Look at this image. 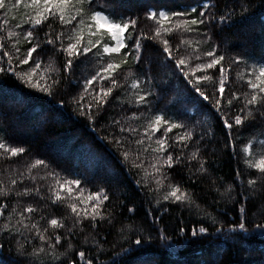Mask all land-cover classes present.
Here are the masks:
<instances>
[{
    "label": "trees",
    "instance_id": "trees-1",
    "mask_svg": "<svg viewBox=\"0 0 264 264\" xmlns=\"http://www.w3.org/2000/svg\"><path fill=\"white\" fill-rule=\"evenodd\" d=\"M204 2L217 3V0ZM240 2L241 0H219L216 8L212 9L217 16L232 8H235V13L232 21L226 25L201 27V33L206 32L211 36L207 43L198 45L197 41L204 37L186 33L182 28L164 38L168 39L173 47L180 44L181 40L190 41V45L181 44L186 53L199 46L197 54L202 57L201 63L208 61L209 58L203 54L213 47L217 48L218 54H225L230 58L242 55L249 63L264 59V0H244L243 10L239 7ZM189 3L194 4L195 0H94L92 7L94 10L112 13L116 19H138L137 31L151 36L157 24L146 18V8L152 6L164 8L169 12L183 11ZM26 11L21 7L8 13V27L22 23L26 19ZM4 18L5 12L0 10V22ZM165 26L169 25L166 23ZM26 30L25 24L24 29L18 31ZM44 31H47V28L41 31V36ZM3 35H6V31L0 30V36ZM85 39L87 40V29ZM104 42L111 43L107 33L104 34ZM128 43L131 46V41ZM142 43L140 63L136 64L133 54L128 63L113 74L122 86L114 90L107 112L95 127L76 115L71 106L60 108L55 101L49 103L42 96L28 94V90L10 76L0 82V138H3V142L9 147L26 149L24 154L17 157L0 159V180L7 184L11 178H17L10 173L17 171L25 172L27 176V165L35 159H43L48 168L33 171V175L38 177L41 195L46 196L47 186L54 183L51 178L39 179L46 177L48 172H55L62 182L72 179L86 181L83 186L92 192L100 188L108 190L110 201L106 202L105 211L115 216V226L110 233L105 230L108 227L106 223L93 231L85 222L83 232L78 231L70 240H62L59 252H64L69 242L72 244V248L67 249L68 256L62 257L65 261L78 259L75 253L85 250L86 258H94L95 264H113V260L117 264H264V228L257 227L264 225V189L259 183L254 190L248 186L247 181L258 179L260 174L258 170L247 167V154L243 151L249 140H252V158L255 159L258 153L264 152V145L260 144V141L264 140V116L254 112L253 117L244 126H234L229 137L222 120L214 113L209 102L203 101L195 93H189L179 74L173 73L171 64L167 63L161 54L162 45L152 40H144ZM28 46L21 37L22 54L26 53ZM93 51L95 52V49ZM41 58L45 64L52 60L55 66L61 69L64 64V56L54 52L51 46L45 48ZM111 59L119 63L123 55H114ZM107 62L108 58L96 59L92 54H89L87 60L81 59L75 64L68 79L62 82L61 92L56 100L66 95L63 89H71L73 93L81 91L85 79L95 75ZM229 63L231 60L224 62L227 77L226 97L233 92L243 94L248 91L246 85L237 79V73L243 69V65L233 64L229 70ZM129 72L134 75L129 76ZM206 74L213 76V81L204 84L206 94L216 91L218 96L219 70L210 69ZM146 76L151 78V85L145 90L153 92V95L148 97L150 111L147 105L127 103L132 99L131 93L134 91L130 88L132 81L136 78L143 80ZM99 86L95 85L97 90ZM103 86L107 88L109 82L105 81ZM122 103L124 110L121 109ZM234 103L236 108L231 111L230 116H234L241 106L240 101ZM137 108V114L144 113L146 117L164 114L166 118L171 117L190 125L200 121L201 124L196 128L198 133L203 128L212 126L214 136L202 142L201 158L206 161L207 172L197 171L198 161L187 160L168 170L172 177L171 183L179 184L183 190L191 193L195 203L200 206L199 210L193 208L189 211L184 205L175 202H162L163 206L158 205L155 198L157 194H150L148 189L142 186V174L138 175V170L135 169L130 172L120 163L119 153L108 143L113 129L102 125H107L114 117L130 116ZM15 118L20 119L22 124L16 123ZM129 123L134 126L143 125L145 120ZM191 150L190 147L185 155ZM175 154L179 155V152ZM237 171L240 176H237ZM137 179H141V185H137ZM229 184L234 185L231 198L220 194ZM25 185L32 187L33 183L25 180ZM87 194L86 191L85 198ZM158 195L162 196L163 192ZM3 199L0 197V201ZM15 200L13 196L12 200L7 202L11 206ZM22 202L37 204L48 219L60 218L67 214L64 206L54 205L47 199L41 200L33 196L25 198ZM242 205H246V230L236 228L232 231L233 223L241 219L239 208ZM129 208L134 211L129 212ZM201 221L202 226L207 227L209 231L193 237L191 228L201 226ZM66 223L71 226V221ZM181 227L186 230L180 232ZM121 228L123 232H120ZM161 230L165 238L160 237ZM51 234L50 230L49 235ZM85 236L90 237L88 244H84ZM92 236L101 242L103 252H97L91 242ZM137 238L142 239L141 245L134 244ZM0 243L4 244V247L0 248V264H28L32 259L17 252L16 242H9V237L2 233ZM40 243L39 240L32 241L27 246L28 252L32 251V246H38ZM124 249H127L126 254Z\"/></svg>",
    "mask_w": 264,
    "mask_h": 264
},
{
    "label": "snow or ice",
    "instance_id": "snow-or-ice-1",
    "mask_svg": "<svg viewBox=\"0 0 264 264\" xmlns=\"http://www.w3.org/2000/svg\"><path fill=\"white\" fill-rule=\"evenodd\" d=\"M217 3L195 0V3H189L185 10L171 12L164 8L149 6L145 9L144 15L157 24L152 35L149 36L142 31H137L138 19L131 17L116 19L110 12L94 10L92 7L94 0H0V10L5 12V18L0 22V30L6 31V35L0 36V82L10 76L26 88L28 94L42 96L49 103L55 101L60 108L71 106L76 115L95 127L107 112L114 90L122 86L113 74L122 65H126L133 54L136 64L140 63L142 41H157L162 45L161 54L165 61L171 64L173 73L179 74L189 93H195L203 101L209 102L231 137L233 127L244 126L253 117L254 112L264 116V59L249 63L242 55L230 58L225 54H218L217 48L213 47L212 50L203 54L204 57L209 58L208 61L201 63L202 57L197 54L200 50L199 46L193 48L192 52L186 53L181 48V44L190 45V41L181 40L180 44L173 47L169 40L164 38L182 28L186 33H195L197 36L204 37L197 41L198 45L207 43L211 40V36L206 32L201 33V27L226 25L227 22L232 21L235 13V8H232L217 16L212 11ZM21 7L27 10L26 19L9 28L8 13ZM239 7L243 10L244 0H241ZM166 23L169 26L166 27ZM25 24L27 30L18 31L24 29ZM44 28H47V31H44L41 36L40 33ZM85 29H87V40ZM105 33L110 37L111 43L104 42ZM21 37L29 45L24 54L21 53ZM47 46H51L54 52L64 56L62 69L56 67L52 60H49L47 64L44 63L41 57ZM125 49L128 51H123ZM89 54L96 59L108 58V62L91 78L85 79L81 91L73 93L71 89H63L66 95L57 101L56 97L61 92L62 82L68 79L75 64L81 59L87 60ZM121 54L123 59L119 63L112 61L111 58L114 55ZM227 60H231L228 64L229 70L233 64L243 65V69L237 73V79L241 80L248 90L243 94L233 92L230 96H225L227 77L224 62ZM210 69L219 70L218 96L216 91L206 94L204 89L205 83L213 81V76L206 74ZM128 75L133 76L134 73L129 72ZM105 81L109 82L107 88L103 86ZM96 84L100 85L98 90L95 87ZM150 85V77L146 76L143 80L134 79L130 84V88L134 90L131 93L132 99L127 103L137 106L147 105L150 111L148 97L152 96L153 92L145 90ZM237 101L241 102V106L234 116H230L231 111L236 108L234 102ZM121 109L124 110L123 103ZM137 111H139L138 108L132 111L130 116L114 117L107 125H102V127L113 129L110 134L111 139L107 137L104 139H108V143L116 148L120 163L126 166L128 171L135 169L138 170V175L142 174V186L146 187L150 194H157L155 198L158 205L163 206L162 202H175L184 205L189 211L193 208L199 210L200 206L195 203L191 193L183 190L179 184L171 183L172 177L168 170L187 160L198 161L197 171L206 173V161L201 158L202 142L214 136L212 126L209 125L198 133L196 128L201 124L200 121L190 125L184 121L173 120L171 117L166 118L164 114L146 117L144 113L138 115ZM142 119L145 120L143 125L134 126L129 123ZM260 144L264 145V140H261ZM252 145L253 141L249 140L243 148L247 154L245 163L248 168L258 170L260 175L258 179H249L247 184L254 190L259 183L264 189V152L258 153L253 159ZM190 147L191 152L185 155ZM232 147L234 149V142ZM0 150H3L0 151V159H11L26 152L24 147L7 146L3 138H0ZM176 152H179V155H176ZM40 168L47 169V162L43 159H35L26 167L27 176L25 172L17 171L14 174L10 173L17 178H11L7 184L0 180V197L4 198L0 201V233L9 237V242H16L17 252L32 258L28 264H95L94 258H86L85 250L75 253L78 259L67 261L62 259L68 256L67 249L72 248L70 242L64 252H59L58 248L62 240H70L78 234V231L83 232L85 222L93 231L106 223L108 227L105 230L111 232L116 218L105 211L106 202L110 201L108 190L100 188L92 192L83 186L86 181L72 179L62 182L55 172H48L46 177H39L41 180L51 178L54 181L47 186V195L44 196L41 195V186L37 183L38 177L33 175V171ZM237 176H240L239 171ZM25 180L32 181L33 186H26ZM135 182L141 185V179ZM233 189L234 185L229 184L220 194L231 198ZM86 191L88 194L85 198ZM217 191L219 192V188ZM161 192L163 195L159 196ZM13 196L16 200L10 206L7 201H11ZM33 196L41 200L47 199L54 205L64 206L67 214L60 218H46L43 215V209L37 204L22 202L25 198ZM128 211L133 212L134 209L129 208ZM239 214L241 219L233 223L232 231L236 228L246 230V205L240 206ZM212 219L215 223V219ZM67 221H71L70 227ZM200 224L198 228L196 226L191 228L193 237L208 233L209 229L202 226L203 221ZM257 227L264 228V225H257ZM50 230L51 235H49ZM185 230L183 227L180 228V232ZM220 230L217 229V231ZM120 232H123V228ZM160 237L165 238L163 230L160 231ZM35 240L41 243L38 246H32V251L28 252L27 246ZM89 240L90 237L85 236L84 244H88ZM91 242L97 252H103L101 242L94 236L91 237ZM105 242H107L106 238ZM125 242H128L127 238ZM142 242L141 238H137L134 244L138 246ZM3 247L4 244L0 243V248ZM123 251L127 253V249ZM113 264L117 262L113 260Z\"/></svg>",
    "mask_w": 264,
    "mask_h": 264
},
{
    "label": "rangeland",
    "instance_id": "rangeland-1",
    "mask_svg": "<svg viewBox=\"0 0 264 264\" xmlns=\"http://www.w3.org/2000/svg\"><path fill=\"white\" fill-rule=\"evenodd\" d=\"M14 121H15L16 123L20 124V125L22 124V123H21V120L18 119V118H15Z\"/></svg>",
    "mask_w": 264,
    "mask_h": 264
}]
</instances>
